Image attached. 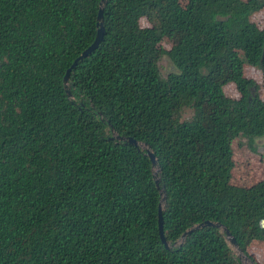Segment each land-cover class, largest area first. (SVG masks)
Listing matches in <instances>:
<instances>
[{"label":"trees","instance_id":"trees-1","mask_svg":"<svg viewBox=\"0 0 264 264\" xmlns=\"http://www.w3.org/2000/svg\"><path fill=\"white\" fill-rule=\"evenodd\" d=\"M98 5L0 0V264H239L216 228L180 239L204 221L264 264L248 252L264 241V179L233 184L229 149L207 143L203 111L204 81L223 63L238 94L210 85L224 139L264 138V100L243 74L258 67L264 88V30L248 33L264 0H106L102 39L64 89ZM161 55L174 72L159 73ZM110 129L156 160L167 248L150 162Z\"/></svg>","mask_w":264,"mask_h":264},{"label":"rangeland","instance_id":"rangeland-1","mask_svg":"<svg viewBox=\"0 0 264 264\" xmlns=\"http://www.w3.org/2000/svg\"><path fill=\"white\" fill-rule=\"evenodd\" d=\"M150 4H153V0H148ZM250 27L248 33L252 34L254 31L264 30V8L262 10L252 12L249 16ZM140 27L149 26V21L146 18L139 20ZM160 48L164 51L168 50L169 43L166 40L160 42ZM157 68L162 76L174 72L175 69L166 55H161L157 61ZM243 74L246 78L254 81L257 94L260 99L264 100V88L261 83V74L258 67L250 65L243 66ZM211 83L219 84L220 91L228 98L236 99L238 97L237 92L232 85V82L228 80L226 74V67L222 63L216 68V72L213 75H209L207 80L204 81V89H207V98L203 102L204 121L207 124V137L208 144H217L226 146L231 154L233 167L231 170V181L236 185L247 186L254 183L257 180L264 179V138H254L251 142H247L246 139L237 137L230 141L224 139V133L219 128V124L216 122L217 106L211 101L212 91L210 90ZM191 116V111L184 109L181 112L180 119L187 120ZM233 257L239 264H250V261L244 259L240 254L230 247ZM248 252L254 256V258L261 262L264 260V241L253 243L250 245Z\"/></svg>","mask_w":264,"mask_h":264},{"label":"water","instance_id":"water-1","mask_svg":"<svg viewBox=\"0 0 264 264\" xmlns=\"http://www.w3.org/2000/svg\"><path fill=\"white\" fill-rule=\"evenodd\" d=\"M105 1L106 0H99V5H98V10H97V15H96V32H95V36H94L92 43L84 51L81 52V54L73 61V63L70 65V67L65 71V74H64L63 79H62V84H63L64 89H66V87H67V80H68L69 72L72 68L75 67L76 62L85 58L92 51H94L102 39V36H103L102 13H103V8L105 6ZM66 95H69V92L67 90H66ZM110 134H111V136L109 137V140H115L116 142H122V143L128 144V145L136 147V148H138L144 152L145 156L148 158V160L150 162L154 185H155L156 189H159L158 188L159 180L157 178L158 168H157L156 160H155L153 154L146 147V145L143 143L137 142L136 140L132 139L131 137L119 136L112 129H110ZM158 191H159V201H158V206H157V231H158L159 239H160L162 245L165 248H167V244H166V242L162 236V220H161V214H160L165 197H164V191L162 189H159ZM259 226L263 227L264 222L260 221ZM207 227L216 228L219 231H221L224 234V237H225L227 244L230 247H232L233 249H235L240 254V256H242L244 259L247 260V258L245 256H243L242 253L238 250L233 238L230 236L227 229L224 228L219 223L204 221V222L195 224V225L191 226L190 228H188L187 230H185L182 233L180 239H183L185 236L191 234L192 232H194L196 230H199L202 228H207ZM250 264H252V263L250 262Z\"/></svg>","mask_w":264,"mask_h":264}]
</instances>
